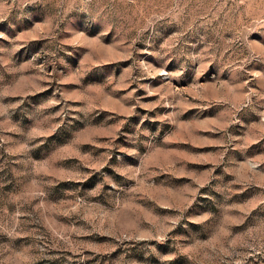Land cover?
<instances>
[{"label":"rangeland","instance_id":"374dc122","mask_svg":"<svg viewBox=\"0 0 264 264\" xmlns=\"http://www.w3.org/2000/svg\"><path fill=\"white\" fill-rule=\"evenodd\" d=\"M0 264H264V0H0Z\"/></svg>","mask_w":264,"mask_h":264}]
</instances>
